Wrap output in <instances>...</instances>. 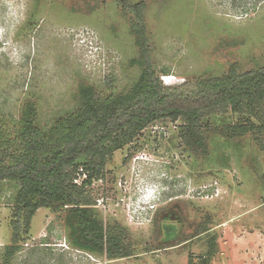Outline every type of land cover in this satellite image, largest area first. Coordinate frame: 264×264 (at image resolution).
Returning <instances> with one entry per match:
<instances>
[{"label":"rangeland","instance_id":"1","mask_svg":"<svg viewBox=\"0 0 264 264\" xmlns=\"http://www.w3.org/2000/svg\"><path fill=\"white\" fill-rule=\"evenodd\" d=\"M140 1L151 60L166 85L223 75L232 63L242 71L264 65V0H0L5 137L16 142L27 102L48 129L81 103V87L107 96L134 85L143 67L132 62L140 51L126 4ZM238 119L228 112L203 123L206 152L183 143L180 121L160 120L113 153L88 190L102 221L125 229L131 256L109 259L75 243L65 212L42 207L11 264H189L206 254L210 236L217 250L209 264H264L263 150L255 133L222 134ZM152 187L165 191L161 201L140 210ZM18 190L0 182V264ZM167 223L178 239L164 242ZM205 225L209 233L197 235Z\"/></svg>","mask_w":264,"mask_h":264},{"label":"trees","instance_id":"2","mask_svg":"<svg viewBox=\"0 0 264 264\" xmlns=\"http://www.w3.org/2000/svg\"><path fill=\"white\" fill-rule=\"evenodd\" d=\"M126 5L135 14L131 30L140 51L132 62L143 67L128 91L101 96L92 87L83 86L77 108L48 129L37 124V109L27 102L16 142L0 129V182L12 181L19 186L11 222L12 243L5 247L2 264H11L42 207L65 212L75 243L104 252L109 259L131 256L125 229L102 221L88 188L93 179L103 176L114 152L157 121H180L183 143L206 152L208 140L203 123L232 112L239 119L225 124L222 134L239 138L255 133L264 151V65L242 71L232 63L223 75L166 85L151 60L144 2ZM79 174H86L81 184L75 182ZM209 229L202 226L197 235L207 234ZM163 232L164 242L179 237L175 224L165 225ZM208 242L206 254L198 262L191 258L189 264H209L217 250L216 236H210Z\"/></svg>","mask_w":264,"mask_h":264},{"label":"clouds","instance_id":"3","mask_svg":"<svg viewBox=\"0 0 264 264\" xmlns=\"http://www.w3.org/2000/svg\"><path fill=\"white\" fill-rule=\"evenodd\" d=\"M162 189V188H161ZM157 191H158V189H156L155 187H152L151 188V191H149V192H146V194L144 195V198H145V201L144 200H140V203H139V205H141V207H142V209H145L146 207L148 208V206L149 207H151V206H153L154 205V202L155 203H158L159 201H161V199H162V194L165 192L164 190V192L162 191V192H158L157 193ZM157 193V194H156ZM146 196H149V198H148V200H146L147 198H146ZM135 200H136V198H135ZM145 207V208H144ZM146 210V209H145Z\"/></svg>","mask_w":264,"mask_h":264},{"label":"built area","instance_id":"4","mask_svg":"<svg viewBox=\"0 0 264 264\" xmlns=\"http://www.w3.org/2000/svg\"><path fill=\"white\" fill-rule=\"evenodd\" d=\"M262 162H263V172H264V151H263V160H262ZM83 175L86 176V174H83ZM79 176H80V174H79ZM262 178H263V182H264V173H263ZM75 182L78 183V184H81L82 183V182L81 183L79 182V179L78 178L75 180ZM258 207L264 209V193L262 194V200H261L260 205H258ZM131 208H132V210H136V211L138 210V209L134 208V205ZM140 210H142V207H140Z\"/></svg>","mask_w":264,"mask_h":264},{"label":"flooded vegetation","instance_id":"5","mask_svg":"<svg viewBox=\"0 0 264 264\" xmlns=\"http://www.w3.org/2000/svg\"><path fill=\"white\" fill-rule=\"evenodd\" d=\"M172 216H173V215H170L169 218H167V219L170 220V219L172 218ZM179 221H180V220H179ZM169 224H174V223H167L166 225H169ZM164 238H165V234H164ZM163 240H164V239H163Z\"/></svg>","mask_w":264,"mask_h":264}]
</instances>
